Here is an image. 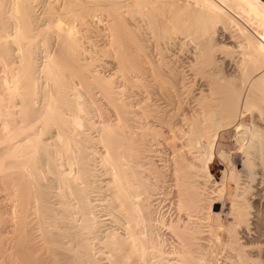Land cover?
<instances>
[{
    "label": "bare ground",
    "instance_id": "bare-ground-1",
    "mask_svg": "<svg viewBox=\"0 0 264 264\" xmlns=\"http://www.w3.org/2000/svg\"><path fill=\"white\" fill-rule=\"evenodd\" d=\"M0 264H264V1L0 0Z\"/></svg>",
    "mask_w": 264,
    "mask_h": 264
},
{
    "label": "rangeland",
    "instance_id": "rangeland-1",
    "mask_svg": "<svg viewBox=\"0 0 264 264\" xmlns=\"http://www.w3.org/2000/svg\"><path fill=\"white\" fill-rule=\"evenodd\" d=\"M226 132V133H225ZM228 132V133H227ZM223 133H224V137H225V143H228L229 142V140L231 139V133H232V131L231 130H225V131H223ZM239 168L241 167V165L240 166H238ZM228 205V209H229V211L231 210V208H230V206H229V204H227ZM217 211H218V213H220V215L221 216H224V212H221V209H222V206H221V204H217ZM223 236V235H222ZM223 239V238H222Z\"/></svg>",
    "mask_w": 264,
    "mask_h": 264
},
{
    "label": "water",
    "instance_id": "water-1",
    "mask_svg": "<svg viewBox=\"0 0 264 264\" xmlns=\"http://www.w3.org/2000/svg\"><path fill=\"white\" fill-rule=\"evenodd\" d=\"M262 1H264V0H262Z\"/></svg>",
    "mask_w": 264,
    "mask_h": 264
}]
</instances>
